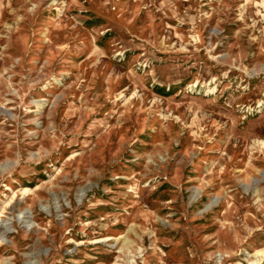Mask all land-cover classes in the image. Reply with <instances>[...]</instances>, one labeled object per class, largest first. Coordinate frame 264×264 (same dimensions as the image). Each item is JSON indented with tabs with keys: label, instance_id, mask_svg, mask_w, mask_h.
<instances>
[{
	"label": "rangeland",
	"instance_id": "rangeland-1",
	"mask_svg": "<svg viewBox=\"0 0 264 264\" xmlns=\"http://www.w3.org/2000/svg\"><path fill=\"white\" fill-rule=\"evenodd\" d=\"M0 264H264V0H0Z\"/></svg>",
	"mask_w": 264,
	"mask_h": 264
}]
</instances>
